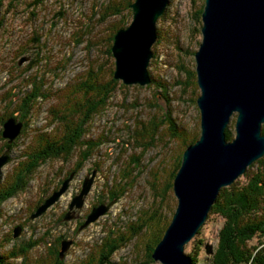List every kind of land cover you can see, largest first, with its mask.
I'll return each instance as SVG.
<instances>
[{
    "label": "rangeland",
    "instance_id": "obj_1",
    "mask_svg": "<svg viewBox=\"0 0 264 264\" xmlns=\"http://www.w3.org/2000/svg\"><path fill=\"white\" fill-rule=\"evenodd\" d=\"M133 1L5 0L0 6V155L7 151L0 166V191L25 173L21 165L26 153L39 147L41 138L59 136L66 121L80 118L65 110L80 94L70 92L79 79L91 73L97 82L114 80L104 103L96 104L83 123L80 138L90 146L79 144L67 155L42 159L24 174L21 188L0 192L4 264H54L56 255L60 264H163L151 253L177 204L172 181L183 150L200 134L194 52L202 37L204 0H167L155 20L156 39L147 65L150 81L143 85L113 76V36L131 23ZM34 88L41 95L21 118L22 98ZM7 118L21 123L9 143L2 135ZM234 121L235 115L226 126L231 138ZM83 149L88 153L84 161ZM92 173L81 207L69 208ZM242 174L235 180L245 182ZM68 177L58 199L32 217ZM99 204L109 206L82 225ZM210 209L183 246L189 257L194 243L200 247L197 264H210L224 222ZM108 236L117 247L98 254ZM64 240L70 242L60 253ZM259 241L255 236L246 244L259 250L264 245Z\"/></svg>",
    "mask_w": 264,
    "mask_h": 264
},
{
    "label": "water",
    "instance_id": "obj_2",
    "mask_svg": "<svg viewBox=\"0 0 264 264\" xmlns=\"http://www.w3.org/2000/svg\"><path fill=\"white\" fill-rule=\"evenodd\" d=\"M167 0H134L133 19L119 28L111 45L115 59L113 76L124 83L150 81L147 65L156 39L155 20ZM201 41L194 52L196 82L200 94V134L183 150L173 177L177 204L151 257L163 264H191L184 244L204 222L221 187L232 183L248 165L264 154V0H204L201 9ZM235 115L234 137L225 128ZM20 122L7 118L2 135L11 142ZM7 151L0 155V166ZM93 178L86 176L69 208H80ZM70 177L40 203L32 217L53 204L66 189ZM109 204L91 208L82 225L103 214ZM70 241L64 240L61 252Z\"/></svg>",
    "mask_w": 264,
    "mask_h": 264
},
{
    "label": "trees",
    "instance_id": "obj_3",
    "mask_svg": "<svg viewBox=\"0 0 264 264\" xmlns=\"http://www.w3.org/2000/svg\"><path fill=\"white\" fill-rule=\"evenodd\" d=\"M4 1L0 0V6L3 5ZM113 88L114 80L97 82L94 79V74L91 73L86 79H79V83L70 92L80 94H76L77 98L65 110L69 109L74 114H80V118L76 121L73 119L66 121L63 133L59 136L41 138L39 147L26 153L28 159L21 165V171L30 173L33 165L42 159L62 156V154L67 155L73 146L79 144L90 146V143L80 138L84 132L83 123L87 120L89 113L96 108V104L104 103L105 98ZM39 94L41 95V92L34 88L32 92L23 96L19 112L21 118L28 114L31 104ZM89 103H93L90 104L92 107L88 106ZM262 133H264V126ZM225 137L226 139L231 138L228 129H225ZM193 139L195 140V138ZM193 139L190 142L194 141ZM80 156L84 161L88 156L87 149H83ZM253 166H256L254 170L251 168ZM25 173L22 176L14 177V182L9 183L0 192L11 194L15 189L21 188L19 183L24 178ZM242 175L245 182L241 183L236 179L230 185L221 188L211 206L210 212L222 216L224 222L219 230V241L214 248L210 264H264V245L256 250L246 244L251 237L255 236L261 239L259 243L264 242V154L252 163ZM15 186L17 188H14ZM112 191L111 199L115 196V192ZM116 244L114 237L108 236L98 248V254L112 252L111 250L117 247ZM199 248L195 243L192 246L189 252L191 264H197L196 255ZM0 264H4L2 258H0ZM54 264H60L57 255Z\"/></svg>",
    "mask_w": 264,
    "mask_h": 264
},
{
    "label": "bare ground",
    "instance_id": "obj_4",
    "mask_svg": "<svg viewBox=\"0 0 264 264\" xmlns=\"http://www.w3.org/2000/svg\"><path fill=\"white\" fill-rule=\"evenodd\" d=\"M264 124V123H263ZM226 129V128H225Z\"/></svg>",
    "mask_w": 264,
    "mask_h": 264
}]
</instances>
